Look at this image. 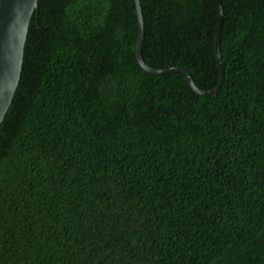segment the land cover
<instances>
[{"label":"trees","instance_id":"1","mask_svg":"<svg viewBox=\"0 0 264 264\" xmlns=\"http://www.w3.org/2000/svg\"><path fill=\"white\" fill-rule=\"evenodd\" d=\"M141 57L219 76L216 0H139ZM223 81L135 58L134 0H38L0 124V264H264V0H221Z\"/></svg>","mask_w":264,"mask_h":264},{"label":"water","instance_id":"2","mask_svg":"<svg viewBox=\"0 0 264 264\" xmlns=\"http://www.w3.org/2000/svg\"><path fill=\"white\" fill-rule=\"evenodd\" d=\"M138 19V35L135 45V58L139 66L151 73H182L191 89L196 94H212L223 81V71L219 57V31L222 23L221 0H216L218 20L214 32V49L216 52L219 76L216 85L211 89L202 90L196 86L190 74L181 67L155 68L146 64L141 57V42L143 35V18L139 0H134ZM38 0H0V124L11 104L19 82L23 50L27 36L28 25Z\"/></svg>","mask_w":264,"mask_h":264}]
</instances>
